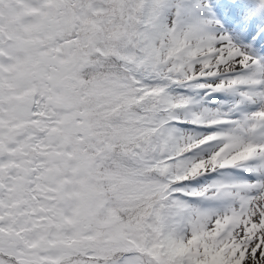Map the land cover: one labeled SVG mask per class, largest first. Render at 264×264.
<instances>
[{
  "label": "snow or ice",
  "instance_id": "obj_1",
  "mask_svg": "<svg viewBox=\"0 0 264 264\" xmlns=\"http://www.w3.org/2000/svg\"><path fill=\"white\" fill-rule=\"evenodd\" d=\"M0 264H264V0H0Z\"/></svg>",
  "mask_w": 264,
  "mask_h": 264
}]
</instances>
